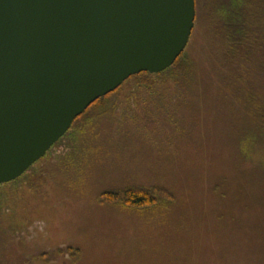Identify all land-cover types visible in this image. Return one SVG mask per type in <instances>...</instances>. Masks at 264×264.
<instances>
[{"label":"rangeland","instance_id":"374dc122","mask_svg":"<svg viewBox=\"0 0 264 264\" xmlns=\"http://www.w3.org/2000/svg\"><path fill=\"white\" fill-rule=\"evenodd\" d=\"M195 51L202 68L217 63L205 38ZM215 75L208 88L163 89L136 108L123 91L132 110L120 125L97 117L78 151L36 163L1 200L0 264H264V120L233 105ZM128 183L164 185L176 207L97 203ZM70 246L76 261L57 252Z\"/></svg>","mask_w":264,"mask_h":264},{"label":"water","instance_id":"95a60500","mask_svg":"<svg viewBox=\"0 0 264 264\" xmlns=\"http://www.w3.org/2000/svg\"><path fill=\"white\" fill-rule=\"evenodd\" d=\"M195 21V0H0V185L128 79L171 68Z\"/></svg>","mask_w":264,"mask_h":264},{"label":"trees","instance_id":"16d2710c","mask_svg":"<svg viewBox=\"0 0 264 264\" xmlns=\"http://www.w3.org/2000/svg\"><path fill=\"white\" fill-rule=\"evenodd\" d=\"M195 1L196 21L191 36L192 38L195 35V44L189 42L185 52L168 70L160 74L144 72L133 76L115 92L96 101L75 120L67 135L54 145L48 154H70L78 151L84 130L97 117L116 121L117 125H120L127 117L126 112L132 110L122 105L123 91H134L131 95L134 101L132 106L136 108L143 95L146 102L148 94L163 89H184L188 93L193 89L208 88L213 85L215 74V77L224 76L217 88L230 95L233 105L254 107L264 120V0ZM199 19L202 20L200 31L196 28ZM202 38L218 51L217 63L211 62L207 68L198 64V55L194 53ZM213 53L214 57L215 52ZM126 98L128 97L124 100ZM128 100L131 101L130 98ZM136 114L139 118L138 112ZM136 114H133L134 118ZM252 115L257 116V113L253 111ZM44 159L45 157L40 162ZM31 169L27 173H30ZM21 178L0 185L2 211L4 208L1 200L7 199L9 188ZM15 200L13 202L16 203ZM97 203L102 207L144 212L159 208L172 210L176 207L177 200L172 190L164 185L128 183L123 187L103 191L98 195ZM57 252L61 256H71L74 261L81 257V251L71 246L60 248Z\"/></svg>","mask_w":264,"mask_h":264}]
</instances>
